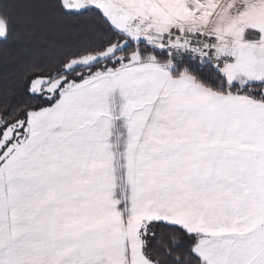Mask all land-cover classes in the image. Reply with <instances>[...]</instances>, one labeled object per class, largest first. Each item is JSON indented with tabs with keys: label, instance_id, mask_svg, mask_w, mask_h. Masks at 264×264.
Segmentation results:
<instances>
[{
	"label": "snow or ice",
	"instance_id": "6c2138e0",
	"mask_svg": "<svg viewBox=\"0 0 264 264\" xmlns=\"http://www.w3.org/2000/svg\"><path fill=\"white\" fill-rule=\"evenodd\" d=\"M29 7L73 39L0 84V264H264V0Z\"/></svg>",
	"mask_w": 264,
	"mask_h": 264
},
{
	"label": "trees",
	"instance_id": "16d2710c",
	"mask_svg": "<svg viewBox=\"0 0 264 264\" xmlns=\"http://www.w3.org/2000/svg\"><path fill=\"white\" fill-rule=\"evenodd\" d=\"M15 7L12 9V16L16 28L24 27L25 20L35 28L30 43L23 44L10 41L7 44L0 42V84L6 83L5 77L8 71L24 60L29 55H39L43 50H59L73 37L62 32L59 27L44 19L39 11L29 7L33 0H14ZM25 48L28 51H25Z\"/></svg>",
	"mask_w": 264,
	"mask_h": 264
}]
</instances>
